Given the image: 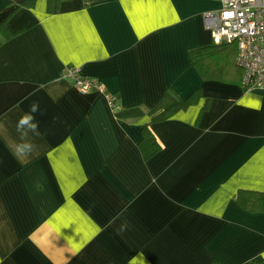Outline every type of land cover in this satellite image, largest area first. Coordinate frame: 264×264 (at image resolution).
Wrapping results in <instances>:
<instances>
[{
  "label": "crops",
  "instance_id": "obj_1",
  "mask_svg": "<svg viewBox=\"0 0 264 264\" xmlns=\"http://www.w3.org/2000/svg\"><path fill=\"white\" fill-rule=\"evenodd\" d=\"M21 1L0 0L15 31H0V264L264 258V212L236 202L240 188L264 191V88L204 80L189 54L212 43L204 13L220 0ZM66 65L105 91H80ZM198 87L197 103L151 120L163 92ZM33 102L40 135L22 138ZM133 107L143 113L119 114ZM144 124L160 144L147 158Z\"/></svg>",
  "mask_w": 264,
  "mask_h": 264
},
{
  "label": "trees",
  "instance_id": "obj_2",
  "mask_svg": "<svg viewBox=\"0 0 264 264\" xmlns=\"http://www.w3.org/2000/svg\"><path fill=\"white\" fill-rule=\"evenodd\" d=\"M62 0H47L48 11H56ZM86 3L95 0H84ZM22 5L33 6L34 0H23ZM0 31L5 37L12 36L15 31L6 27L5 20L0 23ZM190 57L193 64L205 79H217L222 81L239 82L245 89L250 88L243 81V68L236 62L237 43L235 41H225L202 45L190 49ZM202 96V89H193L186 97H180L174 90L168 89L159 97L156 103L148 110L151 120L165 119L178 110L187 109L190 105L198 102ZM209 98L205 100L198 118L201 113L208 107ZM143 112L137 107L121 111L122 115H141ZM142 138L139 147L147 158L154 154L160 147L155 135L149 128L148 124L142 127ZM236 202L239 206L251 212H264V191L256 189L240 188L236 193ZM208 264H219L216 260H211ZM244 264H264V258L250 260Z\"/></svg>",
  "mask_w": 264,
  "mask_h": 264
},
{
  "label": "built area",
  "instance_id": "obj_3",
  "mask_svg": "<svg viewBox=\"0 0 264 264\" xmlns=\"http://www.w3.org/2000/svg\"><path fill=\"white\" fill-rule=\"evenodd\" d=\"M218 9L204 13V24L212 42L237 43L236 62L243 68V81L249 87L264 88V0H220ZM78 65L63 67L61 75L69 78L82 92L105 87L95 76L83 75ZM110 103L114 97L106 93Z\"/></svg>",
  "mask_w": 264,
  "mask_h": 264
},
{
  "label": "clouds",
  "instance_id": "obj_4",
  "mask_svg": "<svg viewBox=\"0 0 264 264\" xmlns=\"http://www.w3.org/2000/svg\"><path fill=\"white\" fill-rule=\"evenodd\" d=\"M38 111V104L36 102H33L30 105V112L29 114H25L21 117L19 120V123L17 125V130L21 132V137L27 135V133L30 131L34 135L39 136L40 133L38 131V125L33 122L34 117L30 113H35ZM33 150V145L27 142L20 143L15 145V153L18 156H26Z\"/></svg>",
  "mask_w": 264,
  "mask_h": 264
},
{
  "label": "rangeland",
  "instance_id": "obj_5",
  "mask_svg": "<svg viewBox=\"0 0 264 264\" xmlns=\"http://www.w3.org/2000/svg\"><path fill=\"white\" fill-rule=\"evenodd\" d=\"M67 66V65H66ZM65 67V66H64Z\"/></svg>",
  "mask_w": 264,
  "mask_h": 264
}]
</instances>
